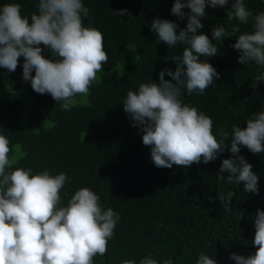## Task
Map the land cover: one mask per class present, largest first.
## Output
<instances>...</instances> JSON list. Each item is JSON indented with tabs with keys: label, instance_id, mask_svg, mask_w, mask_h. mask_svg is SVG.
Masks as SVG:
<instances>
[{
	"label": "trees",
	"instance_id": "obj_1",
	"mask_svg": "<svg viewBox=\"0 0 264 264\" xmlns=\"http://www.w3.org/2000/svg\"><path fill=\"white\" fill-rule=\"evenodd\" d=\"M90 10L83 19L103 34V46L108 63L102 73L110 77L95 81L87 97L70 111L61 110L60 103L48 94L35 93L30 82L22 78L21 57L15 72L0 68V134L10 141V148L26 155L15 167L32 169L36 174L50 170L52 175L65 173L70 178L60 190L61 205L66 206L76 190L87 187L100 197L102 209L111 208L119 215L107 252L94 257L93 264H122L124 260H139L151 254L158 261L172 259L173 264H195L201 253L217 260V264H235L230 253L247 256L255 252L254 220L256 209L264 211V153L252 154L241 146L242 155L259 177V193L244 191L243 185L228 184L216 178L221 161L232 154L225 151L207 164L187 168L155 167L150 147L143 145L142 132L132 126L122 102L129 90L140 84L159 82L158 73L175 69L172 57L182 54V45L172 48L157 43L150 30L152 19L174 21L183 29V20L171 14L173 0H82ZM225 7H206L199 32L211 40V29L225 27L230 31ZM19 3L21 15L37 13L38 0H0ZM253 15L264 11V0H244ZM127 9L131 14L118 16ZM182 11L189 12L185 8ZM237 22L233 21V26ZM240 32L231 38L212 41L217 55L207 60L219 73L203 95L186 92L184 104L191 105L212 119V133L219 140L223 130L231 133L233 126L246 127L253 113L264 109V83L255 77L264 67L250 62L241 65L239 52L230 47L236 36L253 31L252 20L240 25ZM45 58L54 59L47 48ZM101 76V73H98ZM34 75V72L32 73ZM165 80L171 77L165 75ZM256 83L255 87L254 84ZM24 92L32 101L24 124L20 115L24 100L12 93ZM231 134L225 144L230 147ZM13 152L9 153L11 157ZM13 169H6L11 171ZM225 178L228 173H223ZM235 195L226 210L217 194ZM67 193L68 195H65ZM211 198V199H210Z\"/></svg>",
	"mask_w": 264,
	"mask_h": 264
},
{
	"label": "clouds",
	"instance_id": "obj_2",
	"mask_svg": "<svg viewBox=\"0 0 264 264\" xmlns=\"http://www.w3.org/2000/svg\"><path fill=\"white\" fill-rule=\"evenodd\" d=\"M228 4L229 0H173L171 14L181 20L187 16L183 29L174 21L152 19L150 30L156 35V42H164L169 49L182 45V54L172 57L174 70L163 69L158 73V83H142L136 91L129 90L122 105L132 126L143 133L142 143L150 147L155 167L207 164L227 148L232 155L221 161L216 178L226 179L228 184H242L245 192L258 194L259 177L238 153L241 146L252 154L264 153V109L253 113L243 129L233 126L231 133L221 130L218 140L212 133V119L182 101L185 92L203 95L219 79L216 69L201 60L217 55L218 48L212 41L231 38L250 18L253 31L236 36L230 47L239 52V64L254 62L264 67V11L253 15L244 0H232L226 13L230 31L222 26L212 28L211 40L198 31L204 27L201 19L206 16V7ZM185 8L188 13L182 11ZM37 9L29 21L21 15L19 3L0 7V68L15 72L22 57L23 80L30 82L35 93L50 95L55 103H60L61 110L70 111L78 103L77 96L89 95L97 74L108 63L103 34L84 26L83 19L89 17L90 10L82 0H38ZM115 13L131 18L127 9ZM233 21L237 22L235 26ZM41 45L54 59L42 55ZM165 75L171 80H165ZM255 80L264 83V72ZM230 134L229 147L225 140ZM9 145V139L0 134V264H93L94 257L105 255L120 219L118 213L111 208L102 209L98 194L87 187L76 190L67 205L60 206V190L71 182L70 178L65 173L52 175L50 170L33 174L31 168H14L26 153L19 150V145L13 152ZM234 195L217 194L216 199L231 210L230 198ZM253 220L251 243L256 250L247 256L230 253L235 264H264V211L257 208ZM122 264L137 262L129 259ZM138 264L173 261H158L149 254ZM195 264H217V260L201 253Z\"/></svg>",
	"mask_w": 264,
	"mask_h": 264
},
{
	"label": "rangeland",
	"instance_id": "obj_3",
	"mask_svg": "<svg viewBox=\"0 0 264 264\" xmlns=\"http://www.w3.org/2000/svg\"><path fill=\"white\" fill-rule=\"evenodd\" d=\"M97 77H98L97 81H100V77L101 78H104V77L109 78L110 76L107 73H101V76L99 74H97ZM12 96H18L19 98L24 100V102H22L23 106H22V111H21L20 121H19L20 125L24 124L25 120H26V114H27L28 110L31 108L32 101L24 92H21V91L20 92H16V94L12 93ZM77 101L79 103L80 100H77Z\"/></svg>",
	"mask_w": 264,
	"mask_h": 264
}]
</instances>
